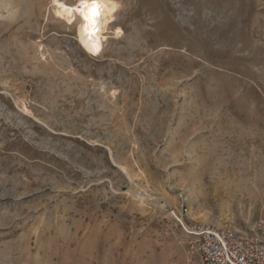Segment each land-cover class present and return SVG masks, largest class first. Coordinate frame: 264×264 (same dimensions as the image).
<instances>
[{"label":"rangeland","instance_id":"374dc122","mask_svg":"<svg viewBox=\"0 0 264 264\" xmlns=\"http://www.w3.org/2000/svg\"><path fill=\"white\" fill-rule=\"evenodd\" d=\"M55 1L0 0V264H196L172 211L264 220V0H106L94 51Z\"/></svg>","mask_w":264,"mask_h":264},{"label":"built area","instance_id":"2783aa9c","mask_svg":"<svg viewBox=\"0 0 264 264\" xmlns=\"http://www.w3.org/2000/svg\"><path fill=\"white\" fill-rule=\"evenodd\" d=\"M175 221L190 237L197 254L196 264H264V220L250 232L228 227H186V210L172 211Z\"/></svg>","mask_w":264,"mask_h":264},{"label":"bare ground","instance_id":"6f19581e","mask_svg":"<svg viewBox=\"0 0 264 264\" xmlns=\"http://www.w3.org/2000/svg\"><path fill=\"white\" fill-rule=\"evenodd\" d=\"M93 9H96L95 15H93ZM55 13L69 24L72 23L73 16L77 17L78 41L90 51L97 49L101 32L112 20V13L106 0H78L72 6L56 2Z\"/></svg>","mask_w":264,"mask_h":264},{"label":"snow or ice","instance_id":"6c2138e0","mask_svg":"<svg viewBox=\"0 0 264 264\" xmlns=\"http://www.w3.org/2000/svg\"><path fill=\"white\" fill-rule=\"evenodd\" d=\"M92 11H93V15H95L96 14V9H93Z\"/></svg>","mask_w":264,"mask_h":264}]
</instances>
